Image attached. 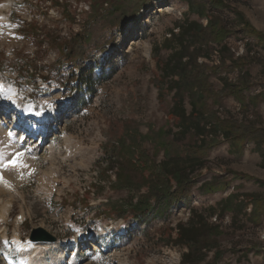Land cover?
I'll list each match as a JSON object with an SVG mask.
<instances>
[{"label":"rangeland","instance_id":"374dc122","mask_svg":"<svg viewBox=\"0 0 264 264\" xmlns=\"http://www.w3.org/2000/svg\"><path fill=\"white\" fill-rule=\"evenodd\" d=\"M22 1L23 7H19ZM133 1L137 14L113 33L110 24L120 20L121 13L106 15L104 11H112L111 6H118L119 1L105 0L103 16L93 28V40L81 43L80 34L91 27L94 0H0V20L2 14L17 21L33 16L32 23L44 15L53 18L51 25L50 21L39 23L47 34L44 45L58 51L59 46L66 44V53L74 49L70 54L76 64L75 73L82 76L80 67L86 68L83 79L91 82L87 90L75 86L76 91H68L59 85L67 77L66 70L60 74L51 72L49 64H43L47 51L34 48L42 44L38 37L20 40L0 32V66L6 71L0 72V77L12 84L18 64L32 67L33 73L43 79L38 80L37 86L41 88L44 114L52 109L58 112L56 121L51 119L42 135L24 116L25 110L30 112L33 107L27 100V87L17 94V99L27 101L25 110L23 104H13V100L0 105V150L5 160L24 153L28 166L8 168L6 182L0 183V238L6 239L3 234L15 229L29 237L38 228L57 238L34 244L29 251L12 250L11 254L22 264H183L182 254L191 247L176 246L171 237L176 236L179 221L186 223L191 218L193 209L195 215H204L220 231L216 238L214 234L206 236L216 240L207 242L209 250L201 241L192 246H198L195 250L205 256L197 264H264V212L254 213L255 204L264 210V143L261 148L254 139V134L257 138L261 131L264 142V0H224L225 7L215 4L203 15L189 11L187 0H152L142 4L144 0ZM238 13L248 25H238ZM184 17L204 26L212 18H221V27L227 34L185 51V86L170 91L162 80V67L172 51L168 48H178L171 33L177 31ZM53 24L59 27V33ZM244 27L245 31H239ZM191 65L203 68L198 80L211 93L206 104L202 102L206 114L214 117L209 127L233 126L243 137L241 152L222 130L206 135L204 146H199L202 139L197 141L198 149L190 145L194 141L191 137L177 136L179 118L170 113L173 104L182 97L189 114L192 101L199 99L200 86L191 82L196 79L195 69L189 78ZM29 71L32 73L31 68ZM241 75L250 77L248 86L241 83L240 91L235 88L227 93L226 83H239ZM47 76L49 82L44 79ZM24 81L28 86L32 83ZM63 103L66 107L61 110ZM198 107L202 108L199 103ZM23 127L26 138L20 133ZM145 134L149 137L143 138ZM127 135L128 142L139 139L148 165L159 175L163 173L161 161L167 160L168 155L182 161L188 155H202L206 163L193 175L192 194L180 198L165 219L133 223L130 214L114 217L118 211L112 205L125 201L131 192L123 183L118 187L117 169L104 172V161L108 146H117ZM21 137L23 145L18 144ZM208 140L213 143L207 144ZM138 151L135 149V154ZM216 178L229 186L200 192L203 182L214 183ZM170 185L174 189L176 182L170 181ZM230 194L232 204L242 201L247 206V214L233 219L231 211L220 212ZM255 197L260 200L254 203ZM96 212H101L98 219L93 217ZM98 223L101 229H97ZM7 251L0 242V264H5L1 254Z\"/></svg>","mask_w":264,"mask_h":264},{"label":"trees","instance_id":"16d2710c","mask_svg":"<svg viewBox=\"0 0 264 264\" xmlns=\"http://www.w3.org/2000/svg\"><path fill=\"white\" fill-rule=\"evenodd\" d=\"M113 3L119 1L118 6L112 5V11L109 9L108 11H104V14L108 15L110 12H118L121 13L120 20L113 21L110 24L111 30L117 32L119 27L123 25L124 21L132 18L133 15L137 14V10L134 9L135 2L133 0H112ZM123 1V3L121 2ZM152 0H144L141 1V4L144 2L150 3ZM189 11H193L198 13L199 15L205 14L207 10L211 6H215L218 4L219 6L225 7L224 0H211L210 3H195L194 0H187ZM57 2V1H56ZM105 0H94L93 10L90 15L89 25L91 27L86 28L79 37V41L81 43L91 42L94 38L93 28L97 23V20L103 13ZM144 6V5H143ZM100 10V11H99ZM221 18L215 17L209 20L207 26H204L199 21L190 20L188 17H184L183 21L178 23L177 31L172 32L171 36L174 37V41L178 44V48L173 50V47L170 46L168 49L172 50L171 54L166 59L163 67H162V80L167 84V89L172 91L174 89H180L181 86H185V78L187 76V63L188 59L184 55V52H188L190 47L201 46L206 44L210 40H219L220 37L225 36L227 31L223 27H221ZM238 25L243 26L245 24L248 25L247 21L243 18V16L238 13ZM247 27L240 29L239 31H245ZM64 45L59 46L61 56L60 59L54 63V68L60 70L61 66L64 62H68L71 66H76L75 62H73L74 58L70 52L74 51L71 49L68 53L64 51ZM199 48V47H198ZM109 63V60H105ZM103 61V62H105ZM19 67V65H18ZM16 67V68H18ZM82 71V76L76 77L75 72H71L72 77L70 80L78 81L80 83V88L86 86L87 88H91V82L89 80H84V75L86 76L87 70L86 68L80 67ZM28 70L27 67H25ZM195 69L196 79L195 81H191L193 85H199V99L192 101V107L189 114H187V110L184 106V99L179 97L178 100L173 104L171 108V114L179 118V123L177 124L178 134L177 136L187 139L191 137L194 141L190 142L191 144H197L199 141V146L202 144H206V139L204 137L209 133L219 132V130L223 131V134L231 141L233 146L237 152H241L243 148V137L242 134L233 128V126H223L218 128L216 125H211L212 120H214L213 114H206L205 107L202 105V102L206 104V99L210 97V92L205 85L199 82V78L203 75V68L196 69V66L191 65L189 71V78L191 79L190 72ZM20 72L24 73L22 68H19ZM86 71V72H85ZM28 72V71H27ZM250 81V77H246L241 75L239 83L229 82L226 83L225 90L227 93H232L235 88L239 91L242 88L241 83L246 84L248 86V82ZM225 82H228L225 80ZM205 91L207 94H205ZM235 94H238L235 92ZM214 96H212L213 98ZM241 99V98H239ZM242 100V99H241ZM217 101V100H216ZM201 105V109L198 107ZM219 125V124H218ZM213 126V127H212ZM264 132V131H263ZM254 133V132H253ZM263 133L259 131V137L256 138L254 134V139L257 142V146L263 147V141L261 140ZM127 135L121 139V143L118 142L117 146L109 145L107 148V159L104 161L106 164L104 167V172L108 174L109 172H113V169H117V179H118V187H121L123 183L130 188L131 196H128L125 201L118 205H112V209L118 211L116 217L128 216L136 219L138 222H145L146 219L150 221H155L157 219H165L171 213V208L174 207L175 203L182 197H189L192 194V188L195 180L193 175L197 170L203 169L206 166V163L202 159V155H195L186 157L184 161L180 158H174L172 156H167V160L161 161V169L163 173L159 175V172L153 171V169L148 165L146 152L144 149L140 150L141 147L138 143L137 138H134L132 141H129ZM149 137L148 135H143V138ZM213 143L212 140H208L207 144L210 145ZM204 146V145H202ZM194 148L198 149V146H194ZM135 149L138 153L135 154ZM169 153V152H167ZM261 153L263 154V162H264V151L261 149ZM240 154V153H239ZM109 155V156H108ZM114 157H116L114 159ZM118 166V168L116 167ZM140 173V175L138 174ZM133 173V174H132ZM214 181V183H206L203 182L200 192L205 191H216L220 188L224 189L229 186V183H225L219 180ZM170 181L176 182L175 188L173 189L172 185H170ZM133 187V189H131ZM142 188H145L144 192L139 195H134V192L141 191ZM239 194V193H237ZM242 196V195H239ZM233 195L230 194L227 197V202L222 204V208L220 212L225 214L227 211H231L233 213V219L236 215L239 214H247L244 209L247 207L244 205L242 201L239 203L232 204ZM254 203L259 201V198H254ZM264 212L261 205L255 204L254 213L258 214ZM192 216L186 222L179 221L176 225V236L171 237V243L176 246H186L191 247L188 251L182 254L181 262L183 264H197L202 262L205 258L201 253L202 251H196L197 247H192L194 244L199 243L201 241L202 244H205L206 250H209L211 246H208L207 242L215 241L209 240L207 235H213L214 238L217 237V233H219L218 226H212L209 224V221L204 217V215L196 214L193 209H191ZM101 212H96L95 217H99ZM254 219V217H251ZM257 222V220H255ZM205 239V241H204ZM170 242V240H169Z\"/></svg>","mask_w":264,"mask_h":264},{"label":"snow or ice","instance_id":"6c2138e0","mask_svg":"<svg viewBox=\"0 0 264 264\" xmlns=\"http://www.w3.org/2000/svg\"><path fill=\"white\" fill-rule=\"evenodd\" d=\"M9 135H12L9 133ZM24 153H16L12 158L5 160L2 156H0V182L4 181V177L2 175V171L7 168H25L28 167L24 162Z\"/></svg>","mask_w":264,"mask_h":264},{"label":"water","instance_id":"95a60500","mask_svg":"<svg viewBox=\"0 0 264 264\" xmlns=\"http://www.w3.org/2000/svg\"><path fill=\"white\" fill-rule=\"evenodd\" d=\"M32 239L35 241H52V240H56L57 238H54L44 229L38 228L33 230Z\"/></svg>","mask_w":264,"mask_h":264},{"label":"bare ground","instance_id":"6f19581e","mask_svg":"<svg viewBox=\"0 0 264 264\" xmlns=\"http://www.w3.org/2000/svg\"><path fill=\"white\" fill-rule=\"evenodd\" d=\"M10 92V91H9ZM10 95H11V93H9V95H8V97H10ZM15 106V105H14ZM66 107V104L65 103H63L62 105H61V110H63L64 108ZM67 109V108H66ZM58 110H59V108H58ZM58 113V112H57ZM57 113H55V110H53V111H51L47 116H48V118L50 119V118H52L53 120V122H55L56 121V118L55 117H57ZM19 116V115H18ZM58 118V117H57ZM55 120V121H54ZM47 130V129H46ZM41 133H42V135H43V131H41ZM24 144V143H23ZM76 241V240H75ZM72 242H74V240H72ZM36 256V255H35ZM38 256V255H37Z\"/></svg>","mask_w":264,"mask_h":264}]
</instances>
